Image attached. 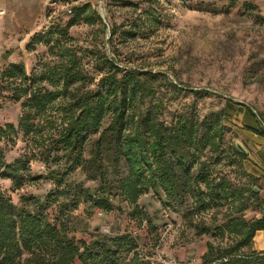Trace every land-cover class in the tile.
<instances>
[{
  "label": "rangeland",
  "instance_id": "rangeland-1",
  "mask_svg": "<svg viewBox=\"0 0 264 264\" xmlns=\"http://www.w3.org/2000/svg\"><path fill=\"white\" fill-rule=\"evenodd\" d=\"M51 1L46 0L35 31L61 27L74 7L88 6L81 19L68 26L63 35H53L48 44L38 43L32 50L25 49L28 38L0 44V52L7 53L0 59V70L8 62L21 61L26 75L34 76L69 56L76 60L83 77L70 87L79 92L93 87L106 70L103 58H109L119 67L156 76L152 87L153 101L161 100L162 104L159 119L169 121L179 111L194 110L199 118L208 111H221L220 123L226 128L221 147L237 143L245 156L237 158L225 149L220 161L212 165L213 175L223 174L239 189L238 200L247 206L241 212L244 217L260 216L264 211V180L249 174L247 157L261 139L251 129L264 130V0H234L231 5L230 0H54L70 8V13L59 3V7L50 6ZM168 83L181 89L172 91ZM38 85L58 88L45 81ZM203 90L206 94L194 92ZM8 94L0 91V125H15L19 114V101L8 98ZM67 97L53 100L34 118L36 133H18L12 143L0 141L5 161L17 156L27 160V177L21 186L13 187L8 179H0V192L16 205L21 196L43 199L54 188L52 175L64 169L62 158L53 156V151L45 152L66 117L63 107ZM95 137L90 135L85 142L84 157L89 156ZM118 166L122 173V163ZM114 172L108 167L107 177H114ZM64 181L70 185L80 182L90 191L98 185L96 180L85 179L78 168L66 174ZM253 187L257 188L256 196L248 197ZM115 189L110 195L111 210L89 207L80 201L70 209L66 223L67 235L75 241L118 233L134 236L136 246L120 264H200L207 242L222 245L229 237L219 235L215 229L196 232L201 225L218 226L234 213L229 196L202 211L191 210L186 204L172 210L161 206L148 191L137 198L138 215H132L133 205ZM262 238L256 235L243 250H264ZM70 264L81 263L73 259Z\"/></svg>",
  "mask_w": 264,
  "mask_h": 264
},
{
  "label": "trees",
  "instance_id": "trees-1",
  "mask_svg": "<svg viewBox=\"0 0 264 264\" xmlns=\"http://www.w3.org/2000/svg\"><path fill=\"white\" fill-rule=\"evenodd\" d=\"M87 6L74 7L61 27L31 33L25 49L48 44L53 35H63L68 26L81 19ZM66 61L34 76L26 75L21 61L8 62L0 70V91L9 92L8 98L19 101L16 124L0 125V141L5 143H12L18 133H36L34 118L53 100L68 96L63 107L66 117L45 152L53 151V156L65 163L64 169L51 177L54 188L41 200L21 196L19 205L0 192V264H70L73 259L81 264H120L136 246L130 233L76 241L67 235L70 209L82 201L89 207L109 211L113 188L133 205L132 215H138L137 198L148 191L161 206L172 210L186 204L191 210L202 211L229 196L234 213L218 226L197 227L199 234L215 229L219 235L229 236L222 245L207 242L200 264H264V250H243L256 231L264 230V211L258 217H244L241 212L247 206L238 200L239 189L223 174L213 175L212 165L220 161L225 149L237 158L245 156L235 145L221 147L226 129L220 123L221 111H208L200 118L194 110L179 111L165 121L158 118L161 100L153 101L156 76L152 73L119 67L103 58L105 72L92 88L78 92L70 87L83 81V77L74 58L68 56ZM40 81L58 88L39 87ZM168 86L172 91L181 89L173 83ZM194 92L206 94L204 90ZM251 130L264 135V130ZM94 134L89 156L84 157V144ZM121 163L124 171L119 173ZM108 167L111 173L115 171L114 177H107ZM27 168V160L21 156L5 161L0 147V179L19 187L27 177ZM76 168L85 179L98 182L94 191L80 182L66 184L64 176ZM255 196L250 189L248 197Z\"/></svg>",
  "mask_w": 264,
  "mask_h": 264
},
{
  "label": "crops",
  "instance_id": "crops-1",
  "mask_svg": "<svg viewBox=\"0 0 264 264\" xmlns=\"http://www.w3.org/2000/svg\"><path fill=\"white\" fill-rule=\"evenodd\" d=\"M45 2L46 0H0V44H11L14 42L13 38L27 39L39 24L36 22L44 10ZM6 54L4 51L0 52V59ZM254 146L247 157V170L252 176L264 180V135H261ZM256 235L262 238L264 230L256 231L252 238Z\"/></svg>",
  "mask_w": 264,
  "mask_h": 264
},
{
  "label": "built area",
  "instance_id": "built-area-1",
  "mask_svg": "<svg viewBox=\"0 0 264 264\" xmlns=\"http://www.w3.org/2000/svg\"><path fill=\"white\" fill-rule=\"evenodd\" d=\"M59 3V2H58ZM57 3V1H51V3H49L50 4V6H53V7H59V4H61V6L60 7H62V9L64 10V11H66V13H70V8H68V7H66V5H63L62 6V3H59L58 4Z\"/></svg>",
  "mask_w": 264,
  "mask_h": 264
},
{
  "label": "water",
  "instance_id": "water-1",
  "mask_svg": "<svg viewBox=\"0 0 264 264\" xmlns=\"http://www.w3.org/2000/svg\"><path fill=\"white\" fill-rule=\"evenodd\" d=\"M235 146H236L241 152H245V150H244L240 145H238L237 143H235ZM252 190L255 192V191H257V188H256V187H253Z\"/></svg>",
  "mask_w": 264,
  "mask_h": 264
}]
</instances>
